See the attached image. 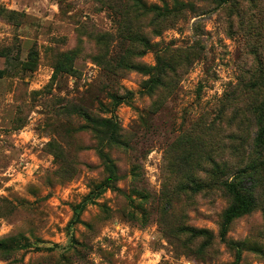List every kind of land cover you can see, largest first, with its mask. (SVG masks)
<instances>
[{"label": "rangeland", "instance_id": "374dc122", "mask_svg": "<svg viewBox=\"0 0 264 264\" xmlns=\"http://www.w3.org/2000/svg\"><path fill=\"white\" fill-rule=\"evenodd\" d=\"M263 126L264 0H0V264H264Z\"/></svg>", "mask_w": 264, "mask_h": 264}, {"label": "trees", "instance_id": "16d2710c", "mask_svg": "<svg viewBox=\"0 0 264 264\" xmlns=\"http://www.w3.org/2000/svg\"><path fill=\"white\" fill-rule=\"evenodd\" d=\"M34 53L31 54L30 61L33 62L34 60ZM155 68L153 67V70ZM148 72L150 71L149 69ZM158 78V76H155ZM155 78V80L157 79ZM154 78H151L145 82V87L147 90H149L152 87V83ZM122 98L120 96L111 95V100L113 103V106L116 107V105L120 102ZM74 107V106H73ZM77 107V106H76ZM76 115H81L85 120L94 123L96 125L102 126L103 133L106 136V139L114 144H122L121 139L118 135V124L115 121V119L111 117L102 118V119H94L92 118L86 111L83 110H77ZM256 142L257 144L264 149V126L258 131L256 136ZM104 163V168L107 172V176L104 182L101 184L103 186H111L114 187L117 180V170L114 162L109 159L104 154L101 155ZM222 185L224 189L230 194L231 196V203L228 205V207L223 212V218L222 223L220 226V235L224 236L227 232L228 226L232 222V220L238 216H241L242 214H245L249 212L253 206H254V200L251 195L244 194L238 185L234 183L233 181H223ZM88 200L85 198V201ZM84 208V202L82 204H78L74 207L75 211V217L78 218L79 213L81 209ZM34 245V246H33ZM27 247H33L35 250H42L45 249L47 251H54L58 248L56 244H50L48 246H45L42 248V246L37 245L35 242H31L28 240H21V239H15L13 238L11 241H7L5 239H0V250L4 253L3 257L7 258L8 254L15 248H27ZM240 257L239 252H237L235 261H237Z\"/></svg>", "mask_w": 264, "mask_h": 264}]
</instances>
